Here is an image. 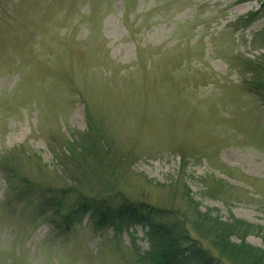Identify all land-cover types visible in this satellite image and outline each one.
Returning <instances> with one entry per match:
<instances>
[{"label": "rangeland", "instance_id": "rangeland-1", "mask_svg": "<svg viewBox=\"0 0 264 264\" xmlns=\"http://www.w3.org/2000/svg\"><path fill=\"white\" fill-rule=\"evenodd\" d=\"M262 4L0 0V156L23 151L31 180L55 179L51 148L87 128L85 100L126 196L183 206L180 177L202 211L264 226V101L244 63H264V7L245 22ZM7 179L0 170V264H142L147 228L100 230L88 213L58 233ZM247 241L264 246L263 233Z\"/></svg>", "mask_w": 264, "mask_h": 264}, {"label": "trees", "instance_id": "trees-1", "mask_svg": "<svg viewBox=\"0 0 264 264\" xmlns=\"http://www.w3.org/2000/svg\"><path fill=\"white\" fill-rule=\"evenodd\" d=\"M260 1L261 9L250 13L246 24L256 21L262 13L264 0ZM244 63L252 70L247 81L250 89L264 101V63L248 58ZM83 102L87 128L64 137L58 148H51L57 163L56 182L62 179L66 184L52 183L55 179L50 177L31 180L22 168L21 156L25 153L12 151L0 156V170L8 177L12 197L35 205L39 214H50L51 223L62 234L70 232L88 213L100 230L113 227L122 233L125 228L142 225L147 228L149 245L138 257L142 264H264V246L247 241L254 233L264 236V226L234 215L223 219L211 209L202 211L191 186L182 178L172 182L174 197L184 202L178 207H158L134 200L118 189L116 170L106 175V169L113 167L114 159L119 157L118 152L105 142L88 103ZM179 154L183 165L188 156ZM84 166L88 170H81L80 175L77 171ZM217 181L219 185L224 183Z\"/></svg>", "mask_w": 264, "mask_h": 264}]
</instances>
